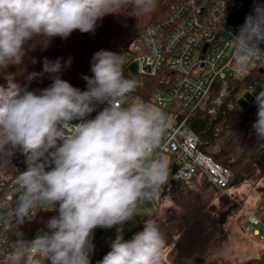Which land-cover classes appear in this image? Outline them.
<instances>
[{
    "label": "clouds",
    "instance_id": "obj_1",
    "mask_svg": "<svg viewBox=\"0 0 264 264\" xmlns=\"http://www.w3.org/2000/svg\"><path fill=\"white\" fill-rule=\"evenodd\" d=\"M128 6L147 16L157 0H0V70L22 66L30 50H46L55 37L95 34L98 22ZM229 35L231 66L243 72L264 55V0H252L244 22ZM71 63V57H44L42 71L28 73L25 84L7 74V86H0V166L11 165L17 153L26 163L15 177L14 199L0 204V221L16 228L15 247L0 248V255L5 264H91L95 230L116 226L110 251L97 264H164L166 239L156 219H146L128 240L123 225L169 183V162L156 154L168 132L167 115L128 99L138 80L125 76L124 55L95 52L92 75L81 77L84 91L62 78ZM45 78L47 87L30 89ZM249 93L257 109L250 135L264 144V87L257 82ZM38 210L57 214L29 241L18 228Z\"/></svg>",
    "mask_w": 264,
    "mask_h": 264
},
{
    "label": "trees",
    "instance_id": "obj_2",
    "mask_svg": "<svg viewBox=\"0 0 264 264\" xmlns=\"http://www.w3.org/2000/svg\"><path fill=\"white\" fill-rule=\"evenodd\" d=\"M177 1L179 0H157L156 10L147 16H136L131 6H128L119 15H107L102 22H98L95 34L80 33L77 30L67 40L55 37L46 50H41L40 46L30 50L22 66H9L0 70V86H7L4 78L7 74L15 75L17 82L25 84L28 73L42 71L44 57L53 61L57 58L66 61L71 57V66L65 70L62 78L84 91L87 85L81 77L92 75L90 64L95 52L103 49L122 54L141 36L147 25L166 17ZM33 57L37 60L35 64L31 63ZM167 73L172 71L164 66L156 76L140 77L129 100L133 102L134 98L140 97L147 101L153 90L163 88ZM50 83L46 78L42 82L34 80L29 87L44 88ZM246 90V85L239 82L232 93L217 106L216 114L212 115L209 108L213 105L217 92L214 88L201 105L189 111L186 121L189 129L198 134L200 149L232 170L229 187L264 176V144L257 143L255 137L250 135L251 125L256 120V106L252 102L243 109L227 108L229 102L236 103ZM17 156L22 155L17 153L11 160ZM169 165L170 168L179 165L175 154H171ZM199 177L203 180L200 185L197 184ZM207 180L206 175L200 172L188 180L171 178L170 193L178 210L165 218L156 219L165 235V249H169L171 264H198L207 256L215 239L219 210L214 202V194L219 189L210 182V186L215 189L209 190ZM261 190L264 191V186ZM56 214L55 211L38 210L36 217L20 225L18 230L31 241L38 231H47V220ZM259 218L264 220V217ZM146 219L150 217L140 220L124 239H131L134 233L141 231ZM15 232L16 228L11 231L12 237ZM105 254L106 251H102L92 264H97ZM246 264H264V255L250 259Z\"/></svg>",
    "mask_w": 264,
    "mask_h": 264
},
{
    "label": "built area",
    "instance_id": "obj_3",
    "mask_svg": "<svg viewBox=\"0 0 264 264\" xmlns=\"http://www.w3.org/2000/svg\"><path fill=\"white\" fill-rule=\"evenodd\" d=\"M243 5L242 0H179L171 6L166 17L147 25L141 36L121 54L127 60L124 73L136 74L138 78L156 76L164 66L172 71L165 74L163 88L153 90L147 100L165 112L168 120L172 117L167 135L156 152L158 155H176L179 165L170 168L172 179L188 180L200 172L219 190L229 187L232 170L200 149L199 136L189 129L186 121L189 111L201 105L214 88L217 92L209 108L212 115L239 82L244 83L247 90L236 103L227 104L230 110L245 108L240 100L257 82L264 87V55L256 57L243 72L238 73L231 66L233 52L229 34H234L243 22L233 24L230 19ZM222 23L224 31H220ZM247 100L248 106L254 97L252 101ZM103 107L101 105L97 111ZM96 114L93 112L86 119L94 118ZM25 170L23 155L13 158L11 165L0 167V204L14 199L15 177ZM248 217L252 224L264 229V220L253 213ZM13 229V225L0 221V241H3L0 248L10 251L15 247ZM255 233L261 235L259 229H255ZM93 243L95 250L90 257L91 264L103 251L98 240L93 239ZM0 264H5L2 255Z\"/></svg>",
    "mask_w": 264,
    "mask_h": 264
},
{
    "label": "rangeland",
    "instance_id": "obj_4",
    "mask_svg": "<svg viewBox=\"0 0 264 264\" xmlns=\"http://www.w3.org/2000/svg\"><path fill=\"white\" fill-rule=\"evenodd\" d=\"M132 68L135 69V66L133 65ZM128 75L125 72V76ZM133 75L140 82V78L136 74ZM259 90L258 87L257 91ZM130 97L131 95L128 99ZM133 102L148 103L140 97L134 98ZM168 123H172V117L169 118ZM161 157L168 160V162L171 161L170 153H162ZM197 182V184L202 183V178L199 177ZM207 183L209 184V190L215 189L212 185L210 186L209 180H207ZM263 186L264 176L246 181L238 186L228 187L226 190H215L214 202L219 210L217 232L213 243L208 249L207 256L198 264H246L250 259L260 258L264 255V237H262L264 236V229L261 225L252 224L248 217L250 213L258 217H264V191L261 190ZM170 189L171 176L169 183L164 186L162 194L152 201L145 202L138 209L137 216L123 225L124 238L145 217L148 216L150 219L165 218L178 210L171 197ZM255 229H259L261 235L256 234ZM42 233V231H38L34 238ZM115 234L116 226L112 229L97 228L94 239L99 241L102 250L107 253L110 251L109 245L115 239ZM164 255V264H171L169 249L164 250Z\"/></svg>",
    "mask_w": 264,
    "mask_h": 264
},
{
    "label": "water",
    "instance_id": "obj_5",
    "mask_svg": "<svg viewBox=\"0 0 264 264\" xmlns=\"http://www.w3.org/2000/svg\"><path fill=\"white\" fill-rule=\"evenodd\" d=\"M244 2L243 7L238 10L237 12H235L232 16H231V23L235 24V23H239V22H244L245 16L250 12L251 10V4H252V0H242ZM252 101V96L249 95V93H246L245 96L240 100V103L243 106H247V104L249 103V101L247 99Z\"/></svg>",
    "mask_w": 264,
    "mask_h": 264
},
{
    "label": "crops",
    "instance_id": "obj_6",
    "mask_svg": "<svg viewBox=\"0 0 264 264\" xmlns=\"http://www.w3.org/2000/svg\"><path fill=\"white\" fill-rule=\"evenodd\" d=\"M158 155V154H157ZM162 155V154H161ZM161 155H159L161 157Z\"/></svg>",
    "mask_w": 264,
    "mask_h": 264
}]
</instances>
